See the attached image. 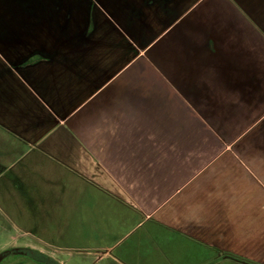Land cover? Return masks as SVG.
I'll return each instance as SVG.
<instances>
[{
	"label": "crops",
	"instance_id": "1",
	"mask_svg": "<svg viewBox=\"0 0 264 264\" xmlns=\"http://www.w3.org/2000/svg\"><path fill=\"white\" fill-rule=\"evenodd\" d=\"M0 180L33 237L264 264V0H0Z\"/></svg>",
	"mask_w": 264,
	"mask_h": 264
},
{
	"label": "rangeland",
	"instance_id": "2",
	"mask_svg": "<svg viewBox=\"0 0 264 264\" xmlns=\"http://www.w3.org/2000/svg\"><path fill=\"white\" fill-rule=\"evenodd\" d=\"M6 210L0 198V264H54L47 256L57 261V264H119L110 256L105 255L102 247H100L101 244L94 239L82 240L80 235L69 239H65L63 235H49L47 232L49 227L54 228L55 224L45 223L43 226L46 227V231L39 232L37 235L39 237H33L31 234L25 233L27 229L31 228V223L25 222L20 214L12 212L7 216ZM20 210L26 209L20 208ZM132 241L133 239L130 238L128 243ZM38 250L41 252L40 254ZM110 254L112 257H120L119 249L110 251ZM182 254L183 256L179 257L184 260V264H193V259L190 260L192 255L187 249H184ZM250 258L258 262H264V253L258 254L257 252L256 255ZM148 259L151 260L150 264H163L160 256L153 255ZM215 264L246 263L231 259L219 260L217 258Z\"/></svg>",
	"mask_w": 264,
	"mask_h": 264
},
{
	"label": "water",
	"instance_id": "3",
	"mask_svg": "<svg viewBox=\"0 0 264 264\" xmlns=\"http://www.w3.org/2000/svg\"><path fill=\"white\" fill-rule=\"evenodd\" d=\"M218 259H219V260H220V259H231V260L242 261V262H244V263H246V264H253V263L245 262V261H243V260L237 259V258L232 257V256H228V255H224V256H222V257H219Z\"/></svg>",
	"mask_w": 264,
	"mask_h": 264
},
{
	"label": "flooded vegetation",
	"instance_id": "4",
	"mask_svg": "<svg viewBox=\"0 0 264 264\" xmlns=\"http://www.w3.org/2000/svg\"><path fill=\"white\" fill-rule=\"evenodd\" d=\"M30 251H32V250H30ZM39 253V252H38ZM40 254V253H39ZM47 258L50 260V261H52L54 264H57V261H55L54 259H52L51 257H49V256H47Z\"/></svg>",
	"mask_w": 264,
	"mask_h": 264
}]
</instances>
